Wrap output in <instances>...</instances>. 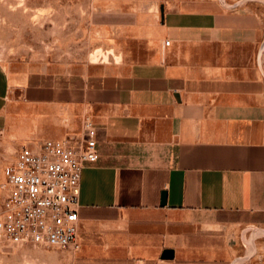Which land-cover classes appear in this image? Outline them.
I'll return each instance as SVG.
<instances>
[{
	"label": "crops",
	"instance_id": "0c3cea01",
	"mask_svg": "<svg viewBox=\"0 0 264 264\" xmlns=\"http://www.w3.org/2000/svg\"><path fill=\"white\" fill-rule=\"evenodd\" d=\"M122 1L106 60H0V129L36 148L96 128L78 264H264V12Z\"/></svg>",
	"mask_w": 264,
	"mask_h": 264
},
{
	"label": "rangeland",
	"instance_id": "374dc122",
	"mask_svg": "<svg viewBox=\"0 0 264 264\" xmlns=\"http://www.w3.org/2000/svg\"><path fill=\"white\" fill-rule=\"evenodd\" d=\"M113 1L0 0V60L64 65L106 60V49L98 45L99 29L105 21L106 7ZM168 1L174 2L175 8L187 9H208L213 1L223 2L163 0L164 4ZM227 1L252 5L264 12V0ZM20 148L21 144L13 136L0 129V209L7 194L4 169L14 161ZM236 234L238 236V231ZM231 241L238 248V237ZM0 264L78 263L67 250L34 245L19 247L0 240ZM227 264H238V256L228 260Z\"/></svg>",
	"mask_w": 264,
	"mask_h": 264
},
{
	"label": "built area",
	"instance_id": "2783aa9c",
	"mask_svg": "<svg viewBox=\"0 0 264 264\" xmlns=\"http://www.w3.org/2000/svg\"><path fill=\"white\" fill-rule=\"evenodd\" d=\"M169 45L170 41H166ZM71 137L23 146L4 169L6 198L0 209V240L79 251L82 171L98 159L96 128L80 144Z\"/></svg>",
	"mask_w": 264,
	"mask_h": 264
},
{
	"label": "water",
	"instance_id": "95a60500",
	"mask_svg": "<svg viewBox=\"0 0 264 264\" xmlns=\"http://www.w3.org/2000/svg\"><path fill=\"white\" fill-rule=\"evenodd\" d=\"M167 203V195L166 191L163 192L162 204L165 205ZM175 257L174 249L167 248L163 251L162 258L163 259H173Z\"/></svg>",
	"mask_w": 264,
	"mask_h": 264
}]
</instances>
